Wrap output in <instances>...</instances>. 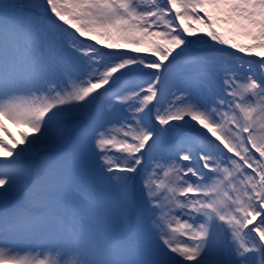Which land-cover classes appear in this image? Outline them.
<instances>
[{"label":"snow or ice","instance_id":"6c2138e0","mask_svg":"<svg viewBox=\"0 0 264 264\" xmlns=\"http://www.w3.org/2000/svg\"><path fill=\"white\" fill-rule=\"evenodd\" d=\"M0 264H264V0H0Z\"/></svg>","mask_w":264,"mask_h":264},{"label":"rangeland","instance_id":"374dc122","mask_svg":"<svg viewBox=\"0 0 264 264\" xmlns=\"http://www.w3.org/2000/svg\"><path fill=\"white\" fill-rule=\"evenodd\" d=\"M83 39V38H82ZM88 42H92V41H88ZM94 43V42H93ZM99 46V45H98ZM107 50V49H106ZM144 55H147V54H144ZM101 91H102V89H101ZM12 129V131H17V129H13V128H11Z\"/></svg>","mask_w":264,"mask_h":264}]
</instances>
